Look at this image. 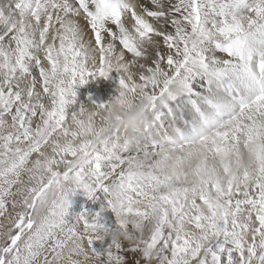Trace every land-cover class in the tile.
<instances>
[{
	"label": "snow or ice",
	"instance_id": "obj_1",
	"mask_svg": "<svg viewBox=\"0 0 264 264\" xmlns=\"http://www.w3.org/2000/svg\"><path fill=\"white\" fill-rule=\"evenodd\" d=\"M0 264H264V0H0Z\"/></svg>",
	"mask_w": 264,
	"mask_h": 264
},
{
	"label": "clouds",
	"instance_id": "obj_2",
	"mask_svg": "<svg viewBox=\"0 0 264 264\" xmlns=\"http://www.w3.org/2000/svg\"><path fill=\"white\" fill-rule=\"evenodd\" d=\"M120 91V89H117ZM142 101L139 92H126L122 97L114 99L106 109L108 122H115L120 118L126 126L133 127L140 122L142 115Z\"/></svg>",
	"mask_w": 264,
	"mask_h": 264
},
{
	"label": "bare ground",
	"instance_id": "obj_3",
	"mask_svg": "<svg viewBox=\"0 0 264 264\" xmlns=\"http://www.w3.org/2000/svg\"><path fill=\"white\" fill-rule=\"evenodd\" d=\"M90 38L91 33L88 32L85 39L87 40ZM93 81L94 82H86L85 84H77L75 86V91L77 93V104L73 106L74 108H78L81 103H91V100H89V93H91V99L95 100L97 103L107 101L116 94L115 89L118 83V77L116 73L110 74L108 78L97 77Z\"/></svg>",
	"mask_w": 264,
	"mask_h": 264
},
{
	"label": "rangeland",
	"instance_id": "obj_4",
	"mask_svg": "<svg viewBox=\"0 0 264 264\" xmlns=\"http://www.w3.org/2000/svg\"><path fill=\"white\" fill-rule=\"evenodd\" d=\"M97 78V77H96ZM95 78V79H96ZM94 79H89L87 83L94 82ZM69 201L71 202V208L69 210V217H66V219H71V214L78 213L81 211L82 207L89 208L93 211H96L99 209V203L93 204L91 201L88 200L86 192L84 189H76L74 193H69L68 196ZM103 216L105 220H114V214L111 212L110 209L106 210L103 213ZM108 242V238H105V241H94L93 246L94 247H100L101 245L106 246V243Z\"/></svg>",
	"mask_w": 264,
	"mask_h": 264
}]
</instances>
